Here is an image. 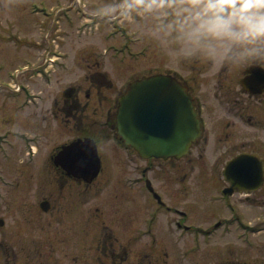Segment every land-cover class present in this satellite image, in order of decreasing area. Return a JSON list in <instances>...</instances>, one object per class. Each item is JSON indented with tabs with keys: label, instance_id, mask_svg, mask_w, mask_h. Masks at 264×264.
<instances>
[{
	"label": "rangeland",
	"instance_id": "374dc122",
	"mask_svg": "<svg viewBox=\"0 0 264 264\" xmlns=\"http://www.w3.org/2000/svg\"><path fill=\"white\" fill-rule=\"evenodd\" d=\"M31 2L51 7V16L32 13L29 5ZM98 4L99 0H19L18 3L11 4L7 8L2 4L0 30L3 37L0 38V63L4 66V70L14 68L25 61H28L32 67L42 65L50 49L65 52L68 58L66 59L67 67L57 69L51 75L52 83L48 86L41 82V78L34 74L35 72L32 73V69L18 73V78L23 84L29 86L30 92L34 94L41 92L40 99L34 98V102L27 101V104H22L23 99H27L24 92L15 95L18 96L17 98H8L11 90L0 89V109H6L13 117L11 121L5 120L4 125H1L3 123L0 121V128H11L20 132L16 136L12 134L6 136L3 141H0V219L4 221L3 225H0V264H28L27 260L30 259H33L35 264H96L97 255L100 257L98 261L102 262L105 243L101 241L97 244L96 241L104 236L106 229L101 228L98 235L91 234L87 219L88 217L92 219L98 213L94 212V209L92 213H89L90 207L100 208L98 210L100 218L105 219L101 222V226L106 225L114 230L113 232L118 235L119 243L123 244L132 242L131 233L127 229L134 225L130 220L135 219L138 213L143 215L139 206L140 198L136 196L133 204L136 205L137 212L136 209L133 212L128 211L131 205L129 196L135 195V192L119 185L117 179H111L106 185L96 182L86 191L73 184L58 182V176L50 166L49 155L57 145L77 135L72 124L63 126L60 117L55 118L52 113L57 112L54 100L57 101L58 107L61 105L60 92L66 85L78 83L82 97L90 88L94 91V84L97 83L92 82L90 77L96 71L100 72L95 65L99 62L101 71L107 74L103 73L106 75V81L103 80L100 84L98 96L106 95V98L101 101L100 106L96 92H90L93 94L96 107L85 111V115L88 118L96 115L97 119H101L105 111L103 109L110 102L109 100L139 72L171 69L183 75H194L199 84L205 85L208 93L215 91L213 87L218 78H221L220 69L216 70L204 61L197 63L192 61L179 66L170 65L150 42L141 40L131 26L120 21L95 16L93 11ZM64 6L67 7L70 22L59 15L63 10L65 11ZM83 22H89V25L82 27ZM9 34L15 36L10 38ZM124 43H128L134 55L122 56L121 53H117V49ZM112 54H115V57ZM239 69L241 68L228 67L223 76L228 75L235 80L234 74ZM7 78L5 77L9 81ZM75 79L78 81L72 82ZM236 89H240L239 86H236ZM85 99L88 98L82 99L81 103H84ZM256 100L243 96L240 103L245 106L246 113L257 116L260 120L259 125L249 123L248 118L244 123L235 122L232 137L233 142H238L237 138L242 140L246 145L245 150H255L264 158V98L261 103ZM17 105H20V111L16 109ZM35 106L39 109H35ZM52 108L55 109L52 110ZM223 141L225 139L216 141L214 145L221 149V146L225 144ZM106 148L107 146L104 150ZM209 152L203 159L194 155L195 159L192 162L194 165L191 169H189L191 163L185 165L186 159H182L180 168H176L175 172L169 170L171 165L164 169L156 167L153 171L155 177L163 181L164 193L170 197L177 194L180 207L188 212V224L193 221L197 223L196 225H203L214 220L216 214H226L225 211L220 210L221 202L210 201L209 198L210 194H217L216 192L223 185L222 182L218 185L217 174L209 173V169L210 171L213 169L209 163L217 156L211 149ZM222 154L220 158L223 157ZM107 155L109 156L108 152ZM132 188L136 189V186ZM50 192L57 195L84 193L85 198L79 199L80 206H74L78 203L74 201L76 198L71 197L64 206V211H61L64 219L72 216L68 224L53 223L45 214H40L30 221L26 212L24 213L27 209L25 201L39 199ZM255 196L260 203L256 204L252 198L244 199V194L236 197L240 200V209L245 214L243 216L246 219L245 223L250 221L248 226L261 223L260 232L252 233L248 228L244 230L246 232L244 236L252 241L250 246L243 244L240 240L241 244L229 239L228 242L234 243L226 245L224 244L227 242L226 239L216 238L212 241L216 243H202L199 249L194 251L190 245L181 248L179 245V250L178 246L176 249H166V244L162 245L165 242L163 237L166 235L160 233L158 243L160 247L158 251L147 249L151 253L149 258L160 259L154 264H159L161 258L165 259V264H182L181 262L183 264H219L223 261L228 264H264V185ZM195 199L199 201L198 205L195 208H187V204ZM71 211L74 212L70 213ZM205 211L213 212L210 215L213 217ZM140 219L141 217L136 219L138 225H141ZM93 236L94 244L90 243V240L94 239ZM81 244L84 245L83 249L76 252ZM135 244L142 247L144 243L133 245ZM97 247H99L98 251ZM115 249L119 250L118 245ZM182 251H187L186 259L181 257ZM50 258L58 260L53 262L49 260ZM176 258H180V263ZM104 264H110L109 260H104ZM126 264H132L130 258Z\"/></svg>",
	"mask_w": 264,
	"mask_h": 264
},
{
	"label": "flooded vegetation",
	"instance_id": "af4514ba",
	"mask_svg": "<svg viewBox=\"0 0 264 264\" xmlns=\"http://www.w3.org/2000/svg\"><path fill=\"white\" fill-rule=\"evenodd\" d=\"M2 9L3 6L0 3V10ZM1 28L2 27L0 26V29ZM14 36V34H9L10 38ZM1 37L3 36L2 31L0 30V38ZM46 55L48 56V58L46 57L45 61L48 60L50 63H45L40 71L44 70L47 72V75L44 76V85L48 86L52 83L51 75L57 69H65L67 67L66 59L68 58V55L65 52H61L55 49H50ZM194 62L197 63L198 61ZM95 65L97 66L98 70H100V72L96 71L90 77L92 82L97 83L94 84V91H91L92 88H90V90L86 91L82 97L80 92L81 88L78 83H74L75 85L68 84L60 92L61 105L59 107L57 106V101L54 100V105L57 109V112H52L53 117H60L63 126H69L70 124H72V127L76 129L77 135L61 143L60 145H57L52 150L48 160L55 175L58 176V182L73 184L76 187H81L82 189H84V191H86L89 186L96 182H101V184L106 185L111 179H117L118 183H120L119 185H122L126 187V189L135 192V195L130 194L129 196V200L131 202V205L128 207L129 212H133L135 211V209L137 212V208L136 205L133 204V200L135 196L137 198H140L139 206L141 208V211L143 212V215H139L138 213L136 214L135 219L130 220V222H133L134 225H131L127 229L128 232L131 233L130 240H132V242L130 241L127 244L119 243L118 235L113 232L114 230H111L106 225L101 226V222L105 219L101 220L100 218V211H98L100 208L98 209L97 206L90 207L89 213H92L93 209L94 212L98 213L92 219L89 217L87 219V223H90L89 231L91 232V234L94 233L98 235L101 228L106 229V231L104 232V236L99 237V239L96 241L97 244H100L101 241L105 243L103 249L105 251V254L102 257V262L101 260L100 262L98 261V258L100 257L97 255L96 264H104V260L106 259L109 260L110 264H126L127 261H129V258L130 263L132 264L158 263L160 259L149 258L151 253L147 249L150 248L151 251H158V248L160 247V245L158 244L160 233L166 235L165 237H163V239H165V242L162 244H166V249H176V246H178L179 250V245L180 248L182 246L190 245L191 249L194 251L199 249L202 243H205L203 242L204 240L207 242L206 244H214L216 242L212 241L216 238H221L223 240L226 239L227 242H224V244L226 245L234 243L228 242V239L232 241L236 240L238 242L240 240L243 244H245L241 232L244 231L243 229L245 228L244 224L246 219L243 217L245 215L244 212L240 209V200L236 199V197H238V195L241 193L239 192L238 188L233 187L230 182L228 183L224 179L223 169L226 168L230 160H232L239 154H259L252 149L245 150L246 145L242 140H239L238 138V142H233L232 129L235 126V122L244 123L246 118H248L247 121L249 123L253 122L254 125H259L260 120L257 119V116L254 114L252 116L251 114L246 113V108L242 103H240V100H242L243 96H247L252 99L254 98L255 100L257 99L256 101L258 103L262 102V99L264 98V87L261 89V84H264V67H242L235 72V80L232 77L229 78L228 75L223 76L228 67L221 68L219 70V75L221 76V78H218L217 83L213 87L215 91H209V93L206 91V87L204 84H199L197 82L194 75L189 76L186 74H175L180 82L187 87V91L192 99V102L194 103V108L200 118L201 133L197 140L191 144L190 152L187 157L181 159L162 160L154 158L142 159L138 157L136 152L131 147L126 146L117 137L114 105H116L117 97L122 93L126 86L123 87V89L121 87L117 95L113 96L109 100L110 102L107 103L106 107L103 109V111H105L101 115V119H97L96 115L91 116V118L86 117L85 111L96 107L94 97L92 96L93 94L90 92H96L97 96L100 95V84L103 80L106 81V75L103 74L105 71H101L100 63L96 62ZM250 67H253L256 70V75L253 81L254 89L257 90L255 94H250L242 87V81L245 77L249 76L248 70ZM15 69L16 68L14 67L4 70V66H0V89H3L5 87L10 88V86L22 82L21 79L18 78L19 74L16 76L14 75ZM1 72L3 73L2 75ZM236 73H238L237 76ZM4 74L5 77H8L7 79L9 81L5 79ZM137 74L140 75H136L135 77L131 78V80L135 79L136 77L139 78L145 75L144 73L140 72ZM76 81H78V79H75V81L72 82ZM128 83L129 82H127V85ZM236 86H239L240 89H236ZM86 97L88 99H85V102L81 103L82 99ZM8 98H11L10 93L8 94ZM98 98V102L101 106V101L105 100L106 95H104L103 97L98 96ZM99 104L97 106V110ZM16 109L20 111L19 105H17ZM35 109H39V107L36 108L35 106ZM53 109L55 108H52V110ZM11 119H13V117L9 111H6V109H0V121L3 123L1 125H4V123L11 121ZM228 119H230L231 121H227ZM4 128H0V139L4 138ZM77 138H89L93 140L96 145L98 156L100 158L99 172L95 179L90 183L83 181V179L81 178L73 176L71 173L69 174V165L67 164L64 167L61 163H59H65L66 161L55 159L60 151L61 145L70 143L72 140ZM223 139H225V141H223L225 144L223 145V147L221 146V149H219V147L217 148L214 145L215 142ZM106 146L107 148L104 150ZM210 149L211 151L216 153L217 156L209 163V166L213 168L211 169V171L209 169V173L211 174L212 172H214L215 174H217L219 176L218 185L221 182L223 183V185L221 186L219 191L216 192L217 194H210L209 198L210 201H216L218 203L221 202L220 210L225 211L226 214H216L214 216L215 220L205 223L207 225H204L203 227L193 226V223L195 222L190 221V224H188V212L180 207V202H178V199L176 197L177 194L175 193L176 196L170 197L168 194L164 193V187L162 185L163 181H159L155 177V173L153 171L156 167H161L164 169L166 166L170 167L171 165V169L169 170L171 172H175L176 168H180V161L182 159L187 160L184 161L185 165L191 163L189 165V169H191L193 168L192 165H194L192 164L193 160L195 159L194 155H196V157L199 159H203L205 157V154L208 153ZM104 151L105 153H103ZM107 152L109 153V156L107 155ZM220 154L223 155L222 158H220ZM212 164L214 165L212 166ZM219 165H221V167ZM115 175L116 177H114ZM122 175L123 177H121ZM228 175L232 179H239V177L237 176L238 172L228 171ZM174 181L175 180H173V182ZM263 185L264 178L261 187L250 194L244 195V199L249 200L252 198L256 201V204L260 203L256 199L255 195L259 192ZM134 186H136V189L132 188ZM151 188L153 192L149 191V189ZM173 190H176V188H173ZM83 194L76 193L72 195L71 193L70 195H57L50 192L42 195L39 199H30L28 201L23 200L27 202L25 204L27 209L24 210V213L26 212L30 221H32V219H36L40 214H45L53 223L55 222L63 225L68 224L69 219H71L72 216L64 219L62 217L63 215L61 214V211H64V206L67 205V202L71 197L76 198V200L74 201H77L78 203L74 206H80V200L82 198H85ZM198 202L199 201L196 199L193 202H189L187 204V208H195L198 205ZM73 212L74 211H71L70 213ZM205 212L209 216L213 213H208L207 211ZM140 217L141 219L139 221H141V225H138L136 219ZM96 218L98 219L97 221ZM203 218H205V216H203ZM161 222L162 226H160ZM82 231H84V229ZM86 233L88 232L86 231ZM93 238L94 239L90 240V243L94 244L95 237L93 236ZM149 239H151V241H149ZM199 239L202 240L199 241ZM140 242L144 243L142 247L136 244L133 245L134 243L138 244ZM241 242L239 243L241 244ZM116 245H118V251H116L115 249ZM81 246L82 248H80ZM83 246L84 245L81 244L80 247L76 249V252L81 251L83 249ZM98 249L99 247H97V251ZM1 251L4 252V250L2 249ZM186 255L187 251H182L181 257L186 259ZM83 258L85 259V257ZM176 259L180 263V258ZM49 260L55 262L58 259L50 258ZM27 263H33V259L27 260ZM165 263V259L161 258V262L159 264ZM181 263L183 264V262ZM219 264L228 263L223 261V263L220 262Z\"/></svg>",
	"mask_w": 264,
	"mask_h": 264
},
{
	"label": "clouds",
	"instance_id": "9594fccd",
	"mask_svg": "<svg viewBox=\"0 0 264 264\" xmlns=\"http://www.w3.org/2000/svg\"><path fill=\"white\" fill-rule=\"evenodd\" d=\"M93 14L131 26L173 66L264 67V0H99Z\"/></svg>",
	"mask_w": 264,
	"mask_h": 264
},
{
	"label": "water",
	"instance_id": "95a60500",
	"mask_svg": "<svg viewBox=\"0 0 264 264\" xmlns=\"http://www.w3.org/2000/svg\"><path fill=\"white\" fill-rule=\"evenodd\" d=\"M153 93L155 97L147 102V96ZM188 98L184 88L170 75L158 74L133 81L119 98L116 112L119 137L142 157L166 159L186 155L199 135V121ZM159 99H164V103H160L162 108L158 113L153 108ZM58 159L66 161L63 165L71 167H68L70 173L87 181L99 170L96 150L88 141L63 146ZM227 168L239 172V180H244L240 184L243 187H239L246 191L262 182V160L255 154L239 155Z\"/></svg>",
	"mask_w": 264,
	"mask_h": 264
}]
</instances>
